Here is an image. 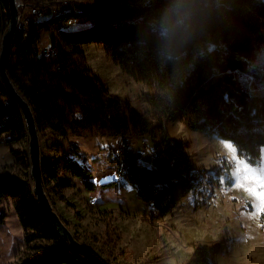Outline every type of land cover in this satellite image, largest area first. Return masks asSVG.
Wrapping results in <instances>:
<instances>
[{
    "label": "trees",
    "instance_id": "obj_1",
    "mask_svg": "<svg viewBox=\"0 0 264 264\" xmlns=\"http://www.w3.org/2000/svg\"><path fill=\"white\" fill-rule=\"evenodd\" d=\"M78 7L69 15L92 22L79 33L61 30L53 41L56 55L42 53L43 32L68 15L31 20L14 35L9 74L30 102L39 133L115 136L129 147L133 134L156 135L161 130L157 167L143 164L141 151L129 147L125 174L161 215L170 212L197 179L188 144L160 124L174 112H181L188 127L232 141L240 156L261 158L264 93L248 89L239 70L249 66L257 50H264V0H94L78 2ZM9 19V1L0 0V47ZM92 42L102 43L124 71L147 86L142 96L148 112L112 93L86 65L83 46ZM261 61L264 68V53ZM0 122V138L5 132L12 135L7 141L26 130L20 107L1 81ZM51 166L43 156V176L67 184ZM70 167L86 187L96 186L90 170L78 160ZM7 194L20 197L16 211L25 243L45 241L41 262L28 264H91L55 231L36 201L31 178L0 176V202ZM62 200L75 207L65 196ZM212 248L195 244L202 264H210Z\"/></svg>",
    "mask_w": 264,
    "mask_h": 264
},
{
    "label": "rangeland",
    "instance_id": "obj_2",
    "mask_svg": "<svg viewBox=\"0 0 264 264\" xmlns=\"http://www.w3.org/2000/svg\"><path fill=\"white\" fill-rule=\"evenodd\" d=\"M21 1L27 5V13L32 5L40 3V0ZM45 1L56 5L65 2ZM66 1L78 11V2L94 0ZM54 17L49 11L30 15L31 20ZM91 22L80 17L75 24L66 21L54 24L43 32L41 45L50 46L61 30L79 33ZM83 47L86 65L102 77L112 93L129 100L143 112L149 111V103L142 96L147 86L142 81L124 71L102 43L92 42ZM263 53L264 50H257L249 66L239 70L248 81V89L260 93H264ZM160 124L188 144L197 176L194 187L179 195L176 206L165 215L144 201L125 176L115 173L114 150L125 139L67 138L50 130L40 133L42 155L51 160L50 169L67 180V184H59L52 177L43 176L44 186L73 234L109 264H202L195 252L197 243L213 246L210 264H264V217L260 215L264 205L261 195L264 194V147L261 158L250 161L238 154L232 141L188 127L180 111ZM11 136L5 132L0 138V176L15 174L30 179L27 128L15 140L7 141ZM161 138V130L156 135L136 133L129 139V147L141 153L145 151L139 160L157 167ZM75 160L90 170L94 181L108 173L109 183L86 187L70 167ZM62 196L75 207L63 201ZM19 199L18 195L7 194L0 202V264L39 263L44 255V240L25 243V232L16 211ZM90 199L95 203H90ZM109 205L113 207L105 211L98 209Z\"/></svg>",
    "mask_w": 264,
    "mask_h": 264
},
{
    "label": "water",
    "instance_id": "obj_3",
    "mask_svg": "<svg viewBox=\"0 0 264 264\" xmlns=\"http://www.w3.org/2000/svg\"><path fill=\"white\" fill-rule=\"evenodd\" d=\"M9 1V23L3 35L0 47V81L6 91L15 100L21 109L29 136V156L31 161V181L36 201L50 221L55 231L68 241L70 248L77 254L90 261L91 264H109L94 251L86 247L73 234L69 226L62 219L59 212L45 189L42 169V146L39 129L34 110L27 98L18 90L8 70V58L13 46L14 35L18 28L20 16V0Z\"/></svg>",
    "mask_w": 264,
    "mask_h": 264
},
{
    "label": "built area",
    "instance_id": "obj_4",
    "mask_svg": "<svg viewBox=\"0 0 264 264\" xmlns=\"http://www.w3.org/2000/svg\"><path fill=\"white\" fill-rule=\"evenodd\" d=\"M25 7L27 5L20 0V16L18 20V28L27 29L30 24V15H40L45 14L48 11L55 16H65L68 15L66 18V22L68 24H75L79 21V17L76 15H69L71 12H76L75 8L71 6V4L68 3V1L65 0V2H61L58 5L53 4L51 2L40 0V3L32 5L30 11L27 13ZM25 9V10H24ZM26 11V13L24 12ZM58 52V48L54 43H52L50 46L43 47L42 53L46 56L50 55H56ZM10 100H7L6 103H9ZM4 123V122H0ZM128 146L125 140H122L119 145L115 148L114 154L116 156V167H115V173L118 176H125L127 172V159L126 154L128 150ZM145 153V151H143ZM142 152V153H143ZM90 203L94 204L95 201L93 199H90Z\"/></svg>",
    "mask_w": 264,
    "mask_h": 264
},
{
    "label": "crops",
    "instance_id": "obj_5",
    "mask_svg": "<svg viewBox=\"0 0 264 264\" xmlns=\"http://www.w3.org/2000/svg\"><path fill=\"white\" fill-rule=\"evenodd\" d=\"M53 43V42H52ZM51 43V44H52ZM163 127H164V125H163ZM131 149V148H130ZM133 150V149H132ZM112 170L113 169H111V172H112ZM113 173H114V171H113ZM98 179L100 180V182L98 181ZM103 179V180H102ZM109 175H108V173H105V175H103L102 176V178H96V180H95V183H96V186L97 185H99V184H108L109 182ZM111 207H113V205H109V206H100L98 209L100 210V211H105V210H107V209H109V208H111Z\"/></svg>",
    "mask_w": 264,
    "mask_h": 264
},
{
    "label": "snow or ice",
    "instance_id": "obj_6",
    "mask_svg": "<svg viewBox=\"0 0 264 264\" xmlns=\"http://www.w3.org/2000/svg\"><path fill=\"white\" fill-rule=\"evenodd\" d=\"M261 195H262V199H264V194ZM260 215L264 216V205H262L260 208Z\"/></svg>",
    "mask_w": 264,
    "mask_h": 264
},
{
    "label": "bare ground",
    "instance_id": "obj_7",
    "mask_svg": "<svg viewBox=\"0 0 264 264\" xmlns=\"http://www.w3.org/2000/svg\"><path fill=\"white\" fill-rule=\"evenodd\" d=\"M146 153V152H145Z\"/></svg>",
    "mask_w": 264,
    "mask_h": 264
}]
</instances>
